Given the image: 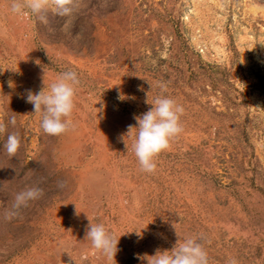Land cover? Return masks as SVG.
Instances as JSON below:
<instances>
[{"label":"rangeland","instance_id":"obj_1","mask_svg":"<svg viewBox=\"0 0 264 264\" xmlns=\"http://www.w3.org/2000/svg\"><path fill=\"white\" fill-rule=\"evenodd\" d=\"M68 7L45 23L0 0V264H114L85 238L89 222L119 239L116 264H151L187 238L209 264H264V0ZM69 70L73 128L49 136L27 92ZM157 96L184 108L183 131L145 173L127 132ZM30 187L42 196L15 208Z\"/></svg>","mask_w":264,"mask_h":264},{"label":"clouds","instance_id":"obj_2","mask_svg":"<svg viewBox=\"0 0 264 264\" xmlns=\"http://www.w3.org/2000/svg\"><path fill=\"white\" fill-rule=\"evenodd\" d=\"M71 3L72 0H27V3L11 0L10 10L20 16L38 15L39 19L46 23V15L39 14L46 12L48 8H54L58 15H67L71 12V8L68 7ZM79 83L77 73L69 70L60 73L47 92L44 87L35 94L31 90L27 92L26 102L33 106L34 114H42L41 128L44 133L49 136H59L73 128L71 115L74 110L75 91ZM159 86L166 91V84L162 83ZM9 87H12L11 81ZM150 105L147 112L134 116L136 126L129 125L127 132V135L135 133L132 149L140 170L145 173L155 171V158L162 151L167 150L170 142L183 131L180 117L184 108L174 99L157 96ZM8 123L15 126V116L10 117ZM6 132L7 125L0 121V134ZM20 147L19 133H8L4 144L7 154L15 156ZM42 194V189L30 187L17 194L14 207L27 206L29 201L40 198ZM85 238L91 242L94 250L101 252L109 261L116 264L114 258L118 252L119 239L111 235L103 224L91 225L89 222ZM151 264H209V258L197 238H187L182 242L178 240L171 251L157 250L151 257ZM229 264H237V261L230 260Z\"/></svg>","mask_w":264,"mask_h":264}]
</instances>
